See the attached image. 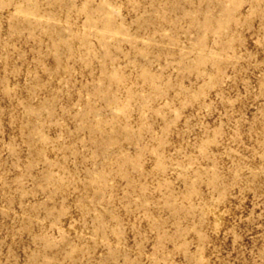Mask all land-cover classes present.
Masks as SVG:
<instances>
[{
    "label": "rangeland",
    "instance_id": "obj_1",
    "mask_svg": "<svg viewBox=\"0 0 264 264\" xmlns=\"http://www.w3.org/2000/svg\"><path fill=\"white\" fill-rule=\"evenodd\" d=\"M0 264H264V0H0Z\"/></svg>",
    "mask_w": 264,
    "mask_h": 264
},
{
    "label": "bare ground",
    "instance_id": "obj_2",
    "mask_svg": "<svg viewBox=\"0 0 264 264\" xmlns=\"http://www.w3.org/2000/svg\"><path fill=\"white\" fill-rule=\"evenodd\" d=\"M210 220V219H209Z\"/></svg>",
    "mask_w": 264,
    "mask_h": 264
}]
</instances>
